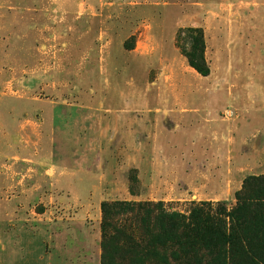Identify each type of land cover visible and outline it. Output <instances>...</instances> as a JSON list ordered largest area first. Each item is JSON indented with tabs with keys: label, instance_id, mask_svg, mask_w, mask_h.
I'll return each mask as SVG.
<instances>
[{
	"label": "rangeland",
	"instance_id": "1",
	"mask_svg": "<svg viewBox=\"0 0 264 264\" xmlns=\"http://www.w3.org/2000/svg\"><path fill=\"white\" fill-rule=\"evenodd\" d=\"M262 177L264 0H0V264H264Z\"/></svg>",
	"mask_w": 264,
	"mask_h": 264
},
{
	"label": "trees",
	"instance_id": "2",
	"mask_svg": "<svg viewBox=\"0 0 264 264\" xmlns=\"http://www.w3.org/2000/svg\"><path fill=\"white\" fill-rule=\"evenodd\" d=\"M175 42L176 47L185 56L187 64L196 73L201 76H207L210 73V67L205 58L206 41L201 27L188 26L179 28L175 35ZM255 182H258V178ZM247 183L248 180H244V184ZM256 207L264 208V177H262L261 182H258L257 189L253 190L252 194L242 193L236 196V206L227 211L228 233L223 235V238L228 243V246L233 244L241 245L240 248L244 253L251 254L249 250L255 247L253 243L258 242V236L261 234V231L256 230L255 232L252 231V233H247L242 228V224L244 216L249 211L248 209ZM180 218H182L181 215L173 212L162 214L159 219L161 221L163 219L171 221L172 219L179 220ZM159 240V244L161 245L160 248L162 250H173V255L179 254L176 253L179 250L187 251V248L194 246V240L190 242L181 240L176 233H168L165 228H163ZM155 255L161 256V253H155Z\"/></svg>",
	"mask_w": 264,
	"mask_h": 264
}]
</instances>
